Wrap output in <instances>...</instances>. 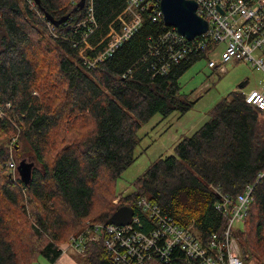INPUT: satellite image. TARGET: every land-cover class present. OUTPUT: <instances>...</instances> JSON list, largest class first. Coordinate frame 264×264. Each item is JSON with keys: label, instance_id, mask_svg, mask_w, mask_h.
<instances>
[{"label": "trees", "instance_id": "obj_1", "mask_svg": "<svg viewBox=\"0 0 264 264\" xmlns=\"http://www.w3.org/2000/svg\"><path fill=\"white\" fill-rule=\"evenodd\" d=\"M39 1L38 13L26 0H0V102L10 101L19 114L16 159L29 154L34 163L29 184L7 170L16 129L1 123L0 264L40 259L53 264L63 253L62 243L88 221L108 222L122 206L138 210L140 197L159 204L179 225L194 226L207 244L228 224L217 209L222 200L217 190L235 198L247 184L254 185L253 200L233 235L246 264H264V110L247 103L242 90L219 101L209 119L175 145L174 154L153 161L133 181V192L117 194L114 188L136 160L143 123L158 113L184 115L193 108L196 101L183 92L180 78L211 46L160 74L151 64L161 56H151L149 41L153 38L155 53L163 51L159 37L169 27L148 10L131 38L89 69L82 47L75 45L79 30L73 25L86 18L91 0L81 9L70 0ZM127 1L92 0L99 25L93 44L108 35ZM46 13L57 20L69 15L55 24V35ZM107 42L88 54L94 56ZM80 255L85 264H121L103 239L87 242ZM144 264L200 263L176 251L169 262L154 257Z\"/></svg>", "mask_w": 264, "mask_h": 264}, {"label": "built area", "instance_id": "obj_2", "mask_svg": "<svg viewBox=\"0 0 264 264\" xmlns=\"http://www.w3.org/2000/svg\"><path fill=\"white\" fill-rule=\"evenodd\" d=\"M26 1L39 13L36 0ZM70 1L72 4L78 3L77 0ZM195 1L198 4V14L208 21V30L193 40H188L179 34L175 27L166 25L169 28L159 37L163 51L158 49L155 53L151 45L154 43L153 38L149 41L151 56L155 54L161 56V60L156 58L151 67L156 69V66H159L158 72L165 74L191 52L197 50L203 52L211 46L206 54L210 68L223 67L229 61L235 60L247 62L264 71V0ZM86 7V18L73 27L79 30V38L75 45L82 47L80 56L89 69L96 68L107 60L131 38L142 26L146 11L151 12L154 21H164L161 0H128L124 10L110 25L108 35L93 44L92 39L99 25L94 16L92 0ZM43 18H46L45 15ZM115 22L120 23L119 29L115 27ZM48 25L51 33L57 34L55 24L48 21ZM75 32L77 33L76 30ZM106 39L108 42L100 52L94 56L88 54V49L97 50ZM214 52L219 55L218 59L210 57ZM244 94L247 103L264 110V84L261 88L252 89ZM6 122L14 124L16 129L10 145L11 155L7 162V170L16 178L19 170L14 144L22 127L19 123V114L13 110L10 101L0 102V125ZM253 191L254 185L247 184L244 191L233 198L217 190L222 198L217 204V209L228 219V224L221 236L213 235L207 244L203 242L194 226L179 225L159 204L146 197H140L137 201L138 210L135 209L128 224L88 221L87 226L78 234L72 235L62 249L65 251L71 248L81 254L87 242L103 239L108 252L121 264H144L154 257L169 262L176 251L182 252L186 260L195 263L198 261L200 264H246L233 231L236 222L245 221L253 200ZM119 200L120 197H117L114 202L118 203Z\"/></svg>", "mask_w": 264, "mask_h": 264}, {"label": "rangeland", "instance_id": "obj_3", "mask_svg": "<svg viewBox=\"0 0 264 264\" xmlns=\"http://www.w3.org/2000/svg\"><path fill=\"white\" fill-rule=\"evenodd\" d=\"M210 57L218 59L219 55L214 52ZM244 81H247V84L241 89L239 84ZM180 82L183 92L189 94L191 100L196 101L195 105L184 115L175 111L164 117L158 113L143 123L138 132L141 140L135 149L136 160L115 182L117 194L128 195L133 192L135 189L133 181L159 157L174 154V147L182 137L190 136L198 130L209 119L210 110L232 91L240 89L249 92L254 88H261L264 84V71L247 62L235 60L229 61L223 67L210 68L208 59L202 58L189 67L181 76ZM18 141L19 137L14 144V151ZM22 159L31 161L28 154L24 158L18 157L17 163L19 164ZM234 226L240 227L242 223L236 222ZM66 244L67 242H63L62 246L65 247ZM72 254L79 264H85L82 255L70 251L68 256ZM36 264L49 263L40 259Z\"/></svg>", "mask_w": 264, "mask_h": 264}, {"label": "water", "instance_id": "obj_4", "mask_svg": "<svg viewBox=\"0 0 264 264\" xmlns=\"http://www.w3.org/2000/svg\"><path fill=\"white\" fill-rule=\"evenodd\" d=\"M39 4V0H36ZM86 0H79L76 9H81L85 6ZM198 4L195 0H161V10L164 15V22L168 26H173L178 33L185 36L188 40H193L196 36L204 34L208 30V21L200 16L197 12ZM46 18L56 25L65 22L69 15L60 19H55L50 14H45ZM247 84L244 81L239 84L242 89ZM32 161L22 159L19 162L18 170L22 181L29 184L33 176ZM135 209L130 206H122L111 216L108 222L116 225H126L131 221Z\"/></svg>", "mask_w": 264, "mask_h": 264}, {"label": "crops", "instance_id": "obj_5", "mask_svg": "<svg viewBox=\"0 0 264 264\" xmlns=\"http://www.w3.org/2000/svg\"><path fill=\"white\" fill-rule=\"evenodd\" d=\"M70 251L76 252L71 248H67L65 251H63L61 257L53 264H79L76 258H74L73 254L71 256H68Z\"/></svg>", "mask_w": 264, "mask_h": 264}, {"label": "bare ground", "instance_id": "obj_6", "mask_svg": "<svg viewBox=\"0 0 264 264\" xmlns=\"http://www.w3.org/2000/svg\"><path fill=\"white\" fill-rule=\"evenodd\" d=\"M78 1V0H77Z\"/></svg>", "mask_w": 264, "mask_h": 264}]
</instances>
